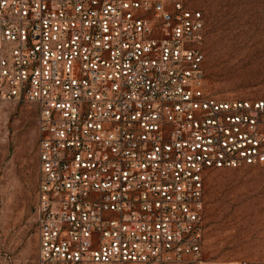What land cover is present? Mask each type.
I'll use <instances>...</instances> for the list:
<instances>
[{
    "label": "built area",
    "instance_id": "1",
    "mask_svg": "<svg viewBox=\"0 0 264 264\" xmlns=\"http://www.w3.org/2000/svg\"><path fill=\"white\" fill-rule=\"evenodd\" d=\"M187 0H0V101L36 108V264L205 257L213 170L264 166V100L206 89Z\"/></svg>",
    "mask_w": 264,
    "mask_h": 264
},
{
    "label": "rangeland",
    "instance_id": "2",
    "mask_svg": "<svg viewBox=\"0 0 264 264\" xmlns=\"http://www.w3.org/2000/svg\"><path fill=\"white\" fill-rule=\"evenodd\" d=\"M187 1L205 17L207 92L264 100V0ZM36 114L25 102L0 101V264H36ZM206 216L207 259L264 264V166L211 171Z\"/></svg>",
    "mask_w": 264,
    "mask_h": 264
},
{
    "label": "crops",
    "instance_id": "3",
    "mask_svg": "<svg viewBox=\"0 0 264 264\" xmlns=\"http://www.w3.org/2000/svg\"><path fill=\"white\" fill-rule=\"evenodd\" d=\"M38 164V163H37Z\"/></svg>",
    "mask_w": 264,
    "mask_h": 264
}]
</instances>
